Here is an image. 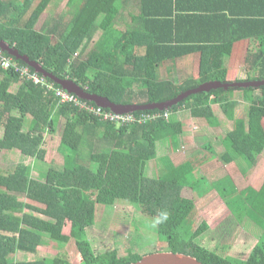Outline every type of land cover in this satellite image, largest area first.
Segmentation results:
<instances>
[{
    "label": "trees",
    "instance_id": "obj_1",
    "mask_svg": "<svg viewBox=\"0 0 264 264\" xmlns=\"http://www.w3.org/2000/svg\"><path fill=\"white\" fill-rule=\"evenodd\" d=\"M54 1L0 0V41L58 78L71 80L85 92L117 105L169 102L210 82L264 81V21H255L249 33L209 43L180 38L171 29L166 36L117 31L120 11L115 0H85L86 4L79 7L72 0L70 16L56 11L38 26L43 14L52 12V7L59 9L61 3ZM163 23L172 21H160ZM245 39L259 41L262 50L248 55L246 80L230 81L228 58L236 42ZM138 47H145L143 55L136 53ZM197 52L201 54L197 76L175 80L159 75L165 64ZM0 55L12 62L8 70L0 65V264H11L10 256L17 252L42 255L39 248L47 242L59 246L74 242L83 264L138 262L143 256L134 252L120 257L114 249L96 255L88 239L87 230L97 223V206L112 210L117 204L136 206L155 219L157 234L169 251L192 256L202 264H264V245H257L245 259L225 256L199 243L198 238L210 227L203 221L196 230L192 228L197 199L183 191L189 187L201 194L208 180L198 177L194 161L176 164L171 156L158 155L160 145L179 149L184 134L180 114L189 113L210 129L222 128L213 109L219 105L233 128L219 144L222 153L210 143L204 149L225 164L236 162L247 174L264 154V85L193 94L163 111L134 113H158L161 116L156 121L118 127L74 103L63 104L56 91L34 83L35 75L46 76L1 48ZM25 69H29L28 75H23ZM15 84L18 90L12 92ZM238 92L243 95L240 100L235 98ZM28 117L31 123L26 128ZM62 120L66 121L59 147L63 168L35 171L28 161H46V140L56 134ZM14 152L20 153V161L7 168L12 163L9 155ZM152 160L158 162L155 176L146 172ZM229 181L226 178L214 184L227 204L225 192H233L235 187L234 181L232 186ZM262 189L264 185L259 195L264 193ZM47 256L16 264H72Z\"/></svg>",
    "mask_w": 264,
    "mask_h": 264
},
{
    "label": "rangeland",
    "instance_id": "obj_2",
    "mask_svg": "<svg viewBox=\"0 0 264 264\" xmlns=\"http://www.w3.org/2000/svg\"><path fill=\"white\" fill-rule=\"evenodd\" d=\"M51 10L52 12L42 15L38 26L42 25L47 16H54L56 11L66 14L67 7L66 5L60 4L58 10L56 7H52ZM99 36H96L95 41ZM92 47L93 43L90 45V49ZM137 54L143 55L141 53ZM247 68L238 67L237 71L239 74H244ZM18 87L15 84L11 88V91L17 92ZM242 96V93L239 92L235 94V98L238 100ZM213 109L223 123L222 128L210 129L203 121L197 123L195 120H190L189 114L181 115L180 120L187 123V128L181 137L179 149L176 151L170 144L169 146L160 145L158 155L171 156L176 164L190 159L194 161L197 169H199L197 171L198 177L205 175L209 178L210 182L205 184L204 189L206 192L203 193L206 195L203 198H200V194L194 192L193 189L189 187L184 188V194L186 196L197 199V209L191 222L192 228L196 230L203 221L211 225L210 230L198 238L199 243L209 247L212 251L215 248H219L220 252L225 256L232 258L241 256L246 259L257 245H264V193L258 194L261 190H259V187L264 181V156L259 163L260 166L257 171H255L256 167L251 170L252 173L255 172L250 180L244 181L243 177H239V180H237L238 186L234 185V191H230V193L225 192V195L228 196L226 199L229 201L226 204L225 197L217 188H213L212 181L213 179L221 178L227 172L223 170L225 169L223 164L220 166H212V164L210 166H204V160L207 158L210 159L209 157L213 154V152L204 149V147L210 143L214 147H217V149L214 148L215 151L218 150L222 153L223 147L220 146L221 150L219 144L224 140L227 134L226 132L231 130L233 126L229 123L219 105H215ZM30 123L31 119L28 117L26 128L29 127ZM65 126L66 121L62 120L56 134L48 136L46 146H44V150H47L48 153L46 161H28L35 171L39 172L48 171L52 168H63L64 157L59 152V147ZM20 158L21 155L19 152L10 153L9 160L12 163L7 164V168L8 165H13V162L18 163ZM2 165L0 163V167H3ZM92 168H94V165ZM146 172L149 176L157 175L158 162H155V160L150 161ZM229 179L230 181L227 184L232 186L233 179ZM249 183L251 187L245 189V186ZM253 195H256L254 202H252ZM247 205H250V209L247 208ZM97 208V223L87 230L88 239L96 255L114 249L118 251L120 257L126 256L128 252H134L144 256L146 254L169 251L166 242L162 241L157 234L156 220L146 215L142 209L127 204H117L112 210L100 205ZM39 252L42 255L17 252L10 256L11 264L46 259L49 258L47 256L48 254L68 260L72 264H83L74 242L61 246L47 242L46 245L39 248Z\"/></svg>",
    "mask_w": 264,
    "mask_h": 264
},
{
    "label": "crops",
    "instance_id": "obj_3",
    "mask_svg": "<svg viewBox=\"0 0 264 264\" xmlns=\"http://www.w3.org/2000/svg\"><path fill=\"white\" fill-rule=\"evenodd\" d=\"M54 2H60L62 5H66L67 17L70 16L73 10L71 6L72 0H55ZM85 2V0H76L75 7H79ZM115 4L120 11L118 17H116L117 31L134 30L136 33L142 31L144 35L154 34L166 36L170 34L169 31L171 29L172 34H178L180 38L192 37L194 40L202 42L208 41L209 43L215 41L220 42L231 39L235 35L249 33L255 21H264V0H115ZM155 19L158 21H153ZM160 21H172V24L163 23V27ZM100 34L101 31H99L98 35ZM88 50H90V47ZM259 50H262V48L257 40L245 39L236 42L233 47V55L227 61V65L230 68V81L247 79V72L239 74L237 69L238 67L247 68L248 55ZM144 52L145 47H138L136 49V53L144 54ZM200 62L201 54L199 52L190 54L162 66L159 70V75L162 78L175 80H182V78L189 76H197L200 69ZM181 115L185 114H180V119ZM189 119L195 120L192 119L190 114ZM195 122L199 123L198 120H195ZM182 123L185 133L187 123L185 121H182ZM263 156L264 154L259 157L255 171L260 166L259 163ZM209 158L204 160V166H210L211 164L212 166H220L223 164L225 168L223 170L227 172L221 178L213 179V188H215V183L226 178L233 179L235 186H238L237 180H239V177H243L244 181H247L253 177L255 172L252 173L250 171L244 174L236 162L228 165L220 158L213 156ZM219 161L220 163H218ZM203 177L210 182L207 176L204 175ZM263 185L264 181L259 189ZM250 187L251 184L249 183L245 186V189H249ZM204 193H201L199 197L203 198L206 195ZM208 225L209 227L211 226L209 223ZM206 248L210 249L209 247ZM215 249L214 251L219 250V248Z\"/></svg>",
    "mask_w": 264,
    "mask_h": 264
},
{
    "label": "water",
    "instance_id": "obj_4",
    "mask_svg": "<svg viewBox=\"0 0 264 264\" xmlns=\"http://www.w3.org/2000/svg\"><path fill=\"white\" fill-rule=\"evenodd\" d=\"M0 48L3 51L9 52L12 56L25 61L28 65L33 67L36 72L43 74L44 76L53 79L60 85L64 90L74 93L80 98L88 101L95 102L99 107L111 109L115 113L127 114L135 113L138 111H147V110H166L176 104H179L182 100L188 98L190 95L197 94L200 92H210L211 90H217L220 88H252V87H261L264 85V81H252V82H237V83H223V82H210L201 85L197 89L190 90L181 94L177 99L164 103H155V104H144V105H117L111 102L108 98H104L97 95H91L85 92L79 85L75 82L68 79H60L57 76L49 73L44 70L43 67L34 62L26 56L20 55L17 50L10 48L5 42L0 41ZM132 264H202L196 258L188 256L185 254L174 253L172 251L168 252H156L143 256L141 260Z\"/></svg>",
    "mask_w": 264,
    "mask_h": 264
},
{
    "label": "built area",
    "instance_id": "obj_5",
    "mask_svg": "<svg viewBox=\"0 0 264 264\" xmlns=\"http://www.w3.org/2000/svg\"><path fill=\"white\" fill-rule=\"evenodd\" d=\"M0 65L8 70L12 67L11 59H8L4 57L3 55H0ZM23 75L29 74V69L23 70ZM32 78V77H31ZM34 83L37 85L46 86L49 88L50 91H56L57 96L61 98V102L64 103H74L76 106L81 107L82 109H87L90 113H94V115L98 117L104 116V119L107 122H111L118 127H130L135 125H146L148 122L156 121L161 116L160 114H144L142 116H137L134 113H127V114H119L115 113L113 111H104V108L102 107H91L85 102H81L77 96L73 93H68L64 89H57L54 84H51L48 82L46 77H40L38 75H35L33 77ZM166 119H168L169 114H166Z\"/></svg>",
    "mask_w": 264,
    "mask_h": 264
}]
</instances>
